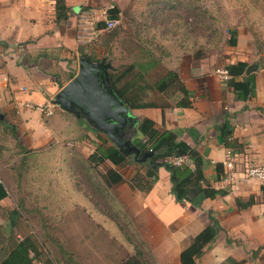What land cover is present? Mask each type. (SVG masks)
<instances>
[{"label":"crops","instance_id":"crops-1","mask_svg":"<svg viewBox=\"0 0 264 264\" xmlns=\"http://www.w3.org/2000/svg\"><path fill=\"white\" fill-rule=\"evenodd\" d=\"M120 2L65 0L68 18L57 22L55 0H0V262L14 226H32L22 207L32 211L40 226L44 217L50 226H57L70 216L74 226L78 223L76 216L85 226H116L95 202L94 189L81 188L77 179L79 159L90 167L93 164L87 159L101 145L95 131L82 119L74 118L71 139L78 145H57L62 132L57 125L61 119H70L65 115L68 113L52 105V114L45 116L27 106L51 105L61 89L55 74L71 72L75 76L78 64L70 62L72 56L79 55L82 45L101 32L95 25L106 20L107 10L116 7L120 11ZM56 48H60L58 59H35L38 51ZM238 57L229 56L224 66L248 62ZM50 63L57 65L56 71L45 69ZM222 67L209 60H188L169 68L177 71L189 91L191 108L131 109L138 122L150 119L156 129L175 132L178 141L195 149L203 160L202 186L222 193L195 207L175 201L170 174L163 166L155 170V180L146 179L150 183L144 191L132 190L127 181L136 172L144 173L148 164H138L130 157L125 177L121 167L109 161L97 167L101 174L113 169L122 176L124 182L112 187L117 212L121 208L137 225L132 229L156 264H180V252L212 219L221 230L196 264H264V183L243 181L232 189L223 176L215 180L214 166L222 164L225 172L224 163L229 159L238 171L264 165V68L249 71L253 72L252 96L241 101L236 99L228 80L216 75L215 70ZM225 122L240 150L225 146L220 133ZM83 132L86 142L79 141ZM109 145L112 143L105 146ZM249 198L254 199L251 206L237 207L236 199ZM115 236L127 256L139 248L125 235Z\"/></svg>","mask_w":264,"mask_h":264},{"label":"rangeland","instance_id":"rangeland-1","mask_svg":"<svg viewBox=\"0 0 264 264\" xmlns=\"http://www.w3.org/2000/svg\"><path fill=\"white\" fill-rule=\"evenodd\" d=\"M119 6L117 23L82 45V51L90 57L111 64L108 73L118 74L132 63L157 60L156 68L145 77L152 83L165 70L179 67L185 61L209 60L222 67L234 54L264 68V0H121ZM232 30H237L235 47L228 45ZM77 56L70 60L74 66L78 64ZM46 67L47 71L58 68L51 63ZM147 99L156 103L176 101L155 92ZM69 118L61 119L57 125L62 131L57 145L77 144L71 139L75 117ZM84 135L87 136L85 132L79 136V141H87ZM120 169L125 177L128 169L126 166ZM76 171L81 188L94 189L95 202L116 226H85L79 216L75 217L76 226L71 216L57 226H50L44 217L40 226L37 217L23 208V215L32 226H15V236L22 239L31 235L42 252V260L49 259L53 264H121L127 254L118 245L115 234L124 233L128 241L137 243L147 264H156L132 229L137 225L129 221L121 208L117 212L113 188L102 185L100 176L95 170L89 172L82 159L77 162Z\"/></svg>","mask_w":264,"mask_h":264},{"label":"trees","instance_id":"trees-1","mask_svg":"<svg viewBox=\"0 0 264 264\" xmlns=\"http://www.w3.org/2000/svg\"><path fill=\"white\" fill-rule=\"evenodd\" d=\"M68 13L69 10L65 5V0H55L56 21H65L68 18ZM119 14V9L113 7L107 10L106 19L118 20ZM105 27V22H99L95 25L97 30H103ZM236 35L237 30H232L230 38L228 39L229 46H236ZM59 53L60 48L40 50L36 54L35 59L51 58L55 60L59 58ZM79 53L84 57H88L93 62L100 61L90 57L83 51ZM157 65V60H147L144 62L132 63L118 74L114 72L108 73L109 81L117 96L132 110L169 107L191 108L192 101L190 99V93L180 80L176 70H165L164 73L152 83L146 81V75L152 72ZM224 68L229 74L227 84L232 87L236 99L241 101L249 99L253 91V72L249 73L248 70L253 69V71H255V69H260L262 67L259 64L237 61L236 63L224 66ZM61 76H63V79ZM73 77L74 74H71V72H60L55 74L57 85L60 88ZM152 92L161 96L167 95L168 98L176 99V101L153 102L147 99ZM65 115L67 117H75L71 114ZM95 133L101 145L97 146L94 153L88 157V163L93 165L87 168L89 172L95 170V174L99 175L101 178L102 185L104 184L111 189L113 186L124 182L122 176L113 169H106L104 174H101L99 171L97 173V167L102 165L105 161H109L114 166L122 167L131 163V160L130 157H124L113 144L105 146L109 143L107 138L96 131ZM220 133L227 148L236 150L241 149L240 145L234 142L227 122L220 128ZM133 135L134 139L131 140L133 144L139 147L142 152L154 150V161L159 162L161 166L169 172L171 193L176 202H189L195 207H199L204 199L213 198L216 194L222 193L209 186H202L205 182V177L203 175V160L195 149L182 141H178L175 132L156 129L152 120L143 118L139 120L136 125ZM176 156H186L188 163L175 166L166 161L169 157ZM214 166L216 170L215 180H221L224 173L223 166L220 163H216ZM155 178V170L151 167H147L144 173L136 172L128 179L127 183L132 190L144 191L149 187L150 183V181L146 179L153 181ZM253 203V198H249L247 201L236 199V205L239 209L247 208ZM21 209H23V207ZM31 212L30 214H32ZM211 221L212 223L192 238L190 244L180 252V264H196V260L203 254L205 247L215 240L221 228L215 220L212 219ZM7 241L6 254L2 258L0 264H33L36 261L41 264H53L49 259L42 260V252L39 250L31 235H26L24 238L19 239L12 230L10 238H7ZM140 242L144 248H147L142 240H140ZM143 255L142 250L135 247L134 254L123 259L121 264H147ZM68 261L71 260L69 259ZM73 264L77 263L74 262Z\"/></svg>","mask_w":264,"mask_h":264},{"label":"water","instance_id":"water-1","mask_svg":"<svg viewBox=\"0 0 264 264\" xmlns=\"http://www.w3.org/2000/svg\"><path fill=\"white\" fill-rule=\"evenodd\" d=\"M77 59V73L50 103L103 134L124 157H132L134 162L148 164L156 170L161 164L154 161L155 151L142 152L131 139L125 137L126 129L135 128L138 121L109 81L111 64L105 59L93 62L81 54Z\"/></svg>","mask_w":264,"mask_h":264},{"label":"built area","instance_id":"built-area-1","mask_svg":"<svg viewBox=\"0 0 264 264\" xmlns=\"http://www.w3.org/2000/svg\"><path fill=\"white\" fill-rule=\"evenodd\" d=\"M105 23L106 27L104 29H108L114 26L117 23V20H108ZM215 73L219 77V79L223 81H227L229 79V74L224 67L217 68L215 70ZM27 107L35 108L36 110H39L41 113H43L45 116H50L52 114L53 106L52 104H47L36 106L28 105ZM228 154L231 155V151H229ZM166 161L175 166H181L183 164L188 163V159L186 156L169 157ZM224 168L225 172L223 174V180L228 184H231L232 189L237 188V184L243 181H259L261 183H264V165L247 166L244 169L238 171L235 169L233 161L229 159L224 163ZM1 183L2 179L0 177V184Z\"/></svg>","mask_w":264,"mask_h":264},{"label":"flooded vegetation","instance_id":"flooded-vegetation-1","mask_svg":"<svg viewBox=\"0 0 264 264\" xmlns=\"http://www.w3.org/2000/svg\"><path fill=\"white\" fill-rule=\"evenodd\" d=\"M136 127V126H135ZM134 131H135V128H133V129H126V135H125V137L126 138H129V139H134Z\"/></svg>","mask_w":264,"mask_h":264}]
</instances>
